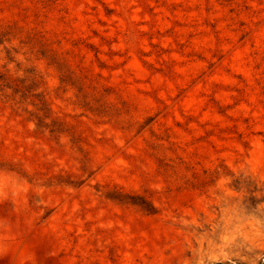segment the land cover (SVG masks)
<instances>
[{
  "label": "rangeland",
  "instance_id": "374dc122",
  "mask_svg": "<svg viewBox=\"0 0 264 264\" xmlns=\"http://www.w3.org/2000/svg\"><path fill=\"white\" fill-rule=\"evenodd\" d=\"M264 0H0V264H261Z\"/></svg>",
  "mask_w": 264,
  "mask_h": 264
},
{
  "label": "trees",
  "instance_id": "16d2710c",
  "mask_svg": "<svg viewBox=\"0 0 264 264\" xmlns=\"http://www.w3.org/2000/svg\"><path fill=\"white\" fill-rule=\"evenodd\" d=\"M261 264H264V259L262 260V262H260ZM217 264H220V263H217Z\"/></svg>",
  "mask_w": 264,
  "mask_h": 264
}]
</instances>
